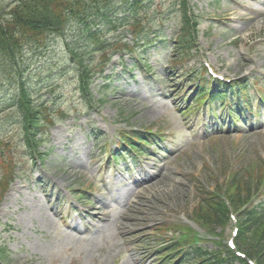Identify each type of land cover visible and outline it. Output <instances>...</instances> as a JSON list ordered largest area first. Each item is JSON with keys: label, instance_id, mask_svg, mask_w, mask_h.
Masks as SVG:
<instances>
[{"label": "rangeland", "instance_id": "rangeland-1", "mask_svg": "<svg viewBox=\"0 0 264 264\" xmlns=\"http://www.w3.org/2000/svg\"><path fill=\"white\" fill-rule=\"evenodd\" d=\"M11 2L0 0V10ZM263 3L187 0L199 20L196 42L201 52L179 61L173 52L181 19L179 0H144L141 24L150 34L167 38L165 44L134 54L143 58L151 76L132 68L131 55L122 62L135 69L132 73L115 57L103 76H96L89 91L92 99L80 92L77 69L68 56V44L85 45L76 30L68 29L41 48L26 49L20 64L23 81L32 101L56 117V126L39 149L44 165L37 168L31 166L20 122L12 119L15 110L9 107L17 72L0 60V140L10 144L19 164L17 181L0 206V246L8 252L0 264H164L156 255L168 240L166 234L159 237L160 227L191 216L200 190L218 189V180L264 159L263 117L245 133L242 128L237 142L227 143L214 128L217 117L225 116L216 100V115L205 119L210 126L206 132L204 125L200 127L205 107L200 105L190 117L180 110L194 98L193 78L203 69V59L226 78L254 79L261 87ZM121 16L120 12L117 17ZM126 30L125 26L117 36L130 42ZM113 37L109 33L101 40ZM99 57L97 52L88 54L97 64ZM180 89L182 94L175 97ZM220 128L229 127L225 123ZM144 130L163 137L159 149L133 160L131 171L126 172L124 161L106 171L110 157L105 159V148L113 149L124 134ZM256 206L264 207V197ZM62 218L69 219L70 229L64 228ZM232 228L230 223L221 225L216 233L227 241Z\"/></svg>", "mask_w": 264, "mask_h": 264}, {"label": "trees", "instance_id": "trees-1", "mask_svg": "<svg viewBox=\"0 0 264 264\" xmlns=\"http://www.w3.org/2000/svg\"><path fill=\"white\" fill-rule=\"evenodd\" d=\"M138 3L137 0H16L0 14V60L9 70H16L18 75V78L15 76L17 84L13 107L22 124L23 137L30 152L40 147L46 129L54 120L47 116L42 105L32 101L31 93L23 81L20 64L23 62L24 51L43 47L52 38H61L70 28L76 30L85 39V45L77 47V41L68 44V56L78 69L82 93L87 95L93 77L103 72L102 66L97 71L91 70L95 64L93 59H86L88 54H107L109 50L113 53L136 50H132L120 37L102 41L105 35L119 33L126 26L133 36L136 48L141 41L147 39L149 34L145 25L141 24ZM180 7L184 11V24L176 40V49L177 54L184 56L189 55L193 49L190 32L191 27H194V19L186 12L185 0H182ZM120 12L122 16L117 17ZM99 23H103V26H98ZM110 57L111 54L103 56L105 60L102 65ZM7 152L8 147L0 142V163L3 167L8 165L12 169L15 164H10ZM242 178L241 174L234 175L226 190L236 208L250 203L254 189ZM9 184V181L1 184L0 202ZM195 214L207 226L225 224L228 221V212L218 196L205 194ZM238 244L249 258L258 264H264V209L258 212L250 206L244 211L240 220ZM217 247L215 251L196 248L187 256L173 254L168 261L175 264H186L188 261V264H248L238 259L224 245L218 244Z\"/></svg>", "mask_w": 264, "mask_h": 264}, {"label": "bare ground", "instance_id": "bare-ground-1", "mask_svg": "<svg viewBox=\"0 0 264 264\" xmlns=\"http://www.w3.org/2000/svg\"><path fill=\"white\" fill-rule=\"evenodd\" d=\"M263 12H260V11H258V12H260V14H264V10H262Z\"/></svg>", "mask_w": 264, "mask_h": 264}]
</instances>
